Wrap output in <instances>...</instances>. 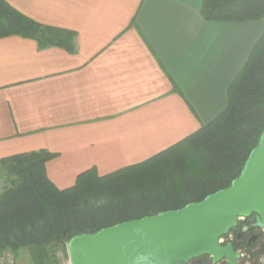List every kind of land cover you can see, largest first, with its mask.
<instances>
[{
	"label": "crops",
	"instance_id": "crops-1",
	"mask_svg": "<svg viewBox=\"0 0 264 264\" xmlns=\"http://www.w3.org/2000/svg\"><path fill=\"white\" fill-rule=\"evenodd\" d=\"M74 33L73 52L0 37V160L36 151L59 189L139 163L227 105L264 20L208 21L202 0H5Z\"/></svg>",
	"mask_w": 264,
	"mask_h": 264
},
{
	"label": "trees",
	"instance_id": "trees-1",
	"mask_svg": "<svg viewBox=\"0 0 264 264\" xmlns=\"http://www.w3.org/2000/svg\"><path fill=\"white\" fill-rule=\"evenodd\" d=\"M200 13L208 21L264 20V0H202ZM9 35L32 38L41 48L75 50L72 31L40 24L0 0V37ZM263 128L264 31L229 85L225 109L148 159L103 175L89 168L63 189L45 174L52 153L0 160L19 179L0 198V253L25 248L32 264H58L53 249L66 254L67 242L76 235L201 201L239 176ZM229 232L241 264H264V227L257 226L255 214L238 220ZM187 264L227 262H213L205 254Z\"/></svg>",
	"mask_w": 264,
	"mask_h": 264
},
{
	"label": "water",
	"instance_id": "water-1",
	"mask_svg": "<svg viewBox=\"0 0 264 264\" xmlns=\"http://www.w3.org/2000/svg\"><path fill=\"white\" fill-rule=\"evenodd\" d=\"M255 214L264 227V128L238 177L224 189L139 219L72 237L66 244L71 264H187L209 255L213 262L241 264L239 251L218 239Z\"/></svg>",
	"mask_w": 264,
	"mask_h": 264
},
{
	"label": "rangeland",
	"instance_id": "rangeland-1",
	"mask_svg": "<svg viewBox=\"0 0 264 264\" xmlns=\"http://www.w3.org/2000/svg\"><path fill=\"white\" fill-rule=\"evenodd\" d=\"M18 185H19L18 177L15 174H13L6 165L0 164V198L10 188H14ZM53 251L58 264H71L67 254V249H66V254L63 252V250L60 247L53 249ZM10 253L15 258L14 264H32L27 249L22 248L19 249L16 253H12V252Z\"/></svg>",
	"mask_w": 264,
	"mask_h": 264
},
{
	"label": "built area",
	"instance_id": "built-area-1",
	"mask_svg": "<svg viewBox=\"0 0 264 264\" xmlns=\"http://www.w3.org/2000/svg\"><path fill=\"white\" fill-rule=\"evenodd\" d=\"M243 219H244L243 216L238 217V220H243ZM232 241H233V234L231 232L222 235L218 239V243L221 245L231 243ZM14 263H15V258L10 252L5 251L0 253V264H14Z\"/></svg>",
	"mask_w": 264,
	"mask_h": 264
}]
</instances>
